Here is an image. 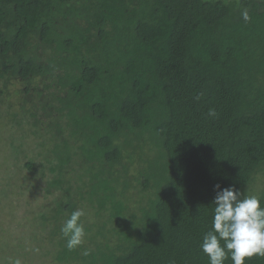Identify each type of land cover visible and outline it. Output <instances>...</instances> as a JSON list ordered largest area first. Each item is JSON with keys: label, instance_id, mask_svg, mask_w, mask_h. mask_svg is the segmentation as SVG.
<instances>
[{"label": "trees", "instance_id": "obj_1", "mask_svg": "<svg viewBox=\"0 0 264 264\" xmlns=\"http://www.w3.org/2000/svg\"><path fill=\"white\" fill-rule=\"evenodd\" d=\"M0 102L54 139L24 155L51 191L0 264H209L214 186L264 207V0H0Z\"/></svg>", "mask_w": 264, "mask_h": 264}, {"label": "clouds", "instance_id": "obj_2", "mask_svg": "<svg viewBox=\"0 0 264 264\" xmlns=\"http://www.w3.org/2000/svg\"><path fill=\"white\" fill-rule=\"evenodd\" d=\"M214 187L212 227L203 235L200 245L209 264H224L229 258L233 264H244L246 258L264 257V207L260 206V198L245 195L235 186ZM84 215L83 209L72 211L60 229L69 250L83 243L86 233L80 220Z\"/></svg>", "mask_w": 264, "mask_h": 264}, {"label": "rangeland", "instance_id": "obj_3", "mask_svg": "<svg viewBox=\"0 0 264 264\" xmlns=\"http://www.w3.org/2000/svg\"><path fill=\"white\" fill-rule=\"evenodd\" d=\"M8 108L11 107H7L6 104L0 102V228L18 226L19 229L25 231V225H29L28 218L26 217L30 211L29 202L31 203L34 201L36 202V205L38 204L42 206L43 202L40 199H46L47 196L40 192V190H50L51 188H46L47 183L46 178L44 177H42V180L41 177H39L40 182L38 184L40 186H38V188L40 190L35 186L38 184H36L34 175H31L22 166V162L30 159L24 157V155L31 157L32 150H34L33 154L34 152H39L41 150L40 148L45 144L44 139H50L51 141L49 142L51 145L54 143V139L52 137L49 138L44 136L41 141V138L37 139L38 134H33V131L25 133L27 126L18 124L19 122H22L21 118L23 115L21 114V110L14 107L13 109L11 108V111ZM29 123L34 125V120H30ZM38 156L41 155L39 154ZM40 172H42V169H39L37 173ZM261 180H263V177L258 175L257 181L260 182ZM121 183V187L117 188L119 191L122 190L123 192H126V194L134 193L132 185L127 187L120 181L119 184ZM51 184L52 183L50 182L48 186L54 187L51 186ZM255 190L256 189H254L253 193H249V195H256L258 190ZM81 209H83L85 213L84 218H88L90 222L94 223L93 216L95 212L90 210L86 213L84 208ZM92 212L93 215L91 214ZM108 212V208L106 211L104 210L101 212V217H99L98 220H101L102 216L104 220L111 219V217H108ZM106 226V229L113 230L111 222L108 221ZM134 230L135 229L131 228L129 229V232L133 234ZM109 234L112 235L115 233L113 231ZM52 256L53 254L50 255V258ZM47 263L49 264L50 262Z\"/></svg>", "mask_w": 264, "mask_h": 264}]
</instances>
